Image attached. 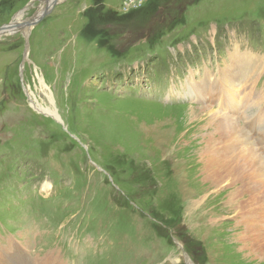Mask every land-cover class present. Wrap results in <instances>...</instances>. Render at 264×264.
<instances>
[{
  "label": "rangeland",
  "instance_id": "obj_1",
  "mask_svg": "<svg viewBox=\"0 0 264 264\" xmlns=\"http://www.w3.org/2000/svg\"><path fill=\"white\" fill-rule=\"evenodd\" d=\"M13 21L0 264H264L259 179L189 109L254 117L264 151V0H0V27Z\"/></svg>",
  "mask_w": 264,
  "mask_h": 264
},
{
  "label": "bare ground",
  "instance_id": "obj_2",
  "mask_svg": "<svg viewBox=\"0 0 264 264\" xmlns=\"http://www.w3.org/2000/svg\"><path fill=\"white\" fill-rule=\"evenodd\" d=\"M47 4H48V6L53 4L52 0H49L47 2ZM23 16H24V11H21L17 14V16L15 17V20L20 21V20H22ZM204 74H205V72H203L202 77H204ZM40 79H41L42 85L44 86L45 83H44L43 79L42 78H40ZM234 84H236V82H234ZM226 85L221 86L222 89L218 87L217 91L220 92V93H218L219 95L225 94L224 89L226 88ZM36 103L38 104V102H36ZM39 109L43 110V108H41L40 106H39ZM189 109H190V113L197 115L196 118H194V119L192 118V121H194L195 124H197V120L199 117H201L202 119H213L220 124L219 125L217 123L219 128L208 129L207 130V137L210 136L211 138H213V140H215L224 150L232 152L233 150H231L230 148L234 149V152H235L237 158L233 159L231 153L229 156H230L234 166L236 167V169L239 173V177L241 179H246L248 177L250 179H254V178L258 177L259 180L255 181L257 183L252 184V186L257 185V187H259L258 193L261 195H264V151H262L261 153L258 154L257 151L254 150L255 148L253 146L255 145V142H254L255 139L253 140L252 139L253 137H251V135H249L251 132H252L251 133L252 135L253 134L257 135V133L253 131V129H255V128L252 125V123H254V125H255L254 117H252L253 120L251 122L252 128L248 127L247 122H246L244 124V126H247L249 129L245 130L242 126H238L235 122L231 123L230 121H226L225 119L220 117L219 115H217L214 112V109L209 107V106H208V108H207V106H202L200 108L190 107ZM206 110H208V112ZM244 122L245 121H242L241 124H243ZM198 126L201 127L202 124L199 123ZM261 138L263 139V137H261ZM258 144H260L259 140H258ZM247 151H249V153H250L249 160L245 159L246 157L244 158V157L238 156L241 154H246ZM251 165H252V167H251ZM250 167H251V169L249 170L248 168H250ZM247 170H249V171H247ZM6 257H9L13 261V264H22L20 260L14 259V257L11 255L7 254ZM47 257H48V255H47ZM187 262H188V264H194L193 261L189 260V259H187ZM2 264H10V260L8 258H6L5 260H3Z\"/></svg>",
  "mask_w": 264,
  "mask_h": 264
},
{
  "label": "water",
  "instance_id": "obj_3",
  "mask_svg": "<svg viewBox=\"0 0 264 264\" xmlns=\"http://www.w3.org/2000/svg\"><path fill=\"white\" fill-rule=\"evenodd\" d=\"M45 1H49V0H45ZM61 0H52L53 4H57L59 3ZM49 11V8L47 7L46 8V11H44V14H47ZM43 14V15H44ZM42 16L39 15L38 19H35L33 21H28L26 22L25 24H27L28 26H33V24L37 23V20H39ZM24 25H21L20 23H16L15 21L13 22H10L8 24H4L0 27V36L4 35V34H8L9 32H15L16 29L20 28V27H23ZM26 26V25H25ZM28 51H29V44H28V41L26 42V51H25V56H27L28 54ZM187 259L191 260L188 256L186 257Z\"/></svg>",
  "mask_w": 264,
  "mask_h": 264
}]
</instances>
